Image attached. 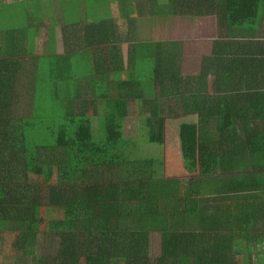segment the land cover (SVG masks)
<instances>
[{
	"label": "trees",
	"instance_id": "16d2710c",
	"mask_svg": "<svg viewBox=\"0 0 264 264\" xmlns=\"http://www.w3.org/2000/svg\"><path fill=\"white\" fill-rule=\"evenodd\" d=\"M134 1L149 15L163 11L158 0ZM113 2L123 28L111 5L107 17L79 5L90 20L64 18L61 55L54 24L38 55L40 18L0 26V236L15 235V264H238L256 245L264 254V58H211L183 78L176 45L132 42L130 0ZM166 11L213 17L218 39H256L264 23V0H168ZM132 102L149 144L164 119L198 115V152L214 155L217 174L150 199L154 161L135 159L125 134ZM40 233L57 245L39 261Z\"/></svg>",
	"mask_w": 264,
	"mask_h": 264
},
{
	"label": "rangeland",
	"instance_id": "374dc122",
	"mask_svg": "<svg viewBox=\"0 0 264 264\" xmlns=\"http://www.w3.org/2000/svg\"><path fill=\"white\" fill-rule=\"evenodd\" d=\"M0 26L8 24L12 20L15 26L23 25L27 19L30 21H38V16L42 17L45 11L49 13L55 11V7H60L62 0H53L54 7L49 0H0ZM113 0H71L63 1L62 9L70 17L73 15L75 6H80L88 9H98L99 14L103 17L108 16V12L103 9L111 5L113 18L119 20L120 27L123 28V17H119L122 11L117 9L116 3ZM168 0H158L163 11L160 15H149L145 13L142 2L130 0L126 9L128 18L134 19V39L132 42H161L165 48L171 47L173 42L176 45L177 54L181 57L180 74L183 78L198 77L201 73L202 66H205L206 60L211 58L221 57H243L249 54L264 56V23L260 26L259 36L261 39L255 41H239L229 39H218L216 23L213 17L192 19L187 16H179L173 11H166ZM57 3V4H56ZM140 5L138 7L137 5ZM80 5V6H79ZM138 10H142L143 14L138 15ZM31 16L32 18H18L23 16ZM46 14V13H45ZM13 18V19H9ZM72 19V18H71ZM70 20L67 18L66 22ZM90 18H82V21H88ZM54 24L55 47L57 54L61 55L64 52L65 45L63 43L64 18H41L37 23L39 28L36 31L37 37L35 41L36 55L44 54L47 50L46 41L48 39L49 27ZM64 24V25H65ZM101 29H97V32ZM126 36V34H123ZM90 40V39H88ZM129 43H121L118 45L122 52L124 61L128 56ZM139 58H146L144 52H139ZM121 76H123L121 74ZM212 80L209 78L208 82ZM47 97H40V101ZM174 104H171V109ZM140 109L135 102L130 103L129 115L125 124V134L133 140V156L135 159L148 158L154 161L152 170L157 171L152 176L150 181L149 195L152 197L170 196L178 193V179L190 177L193 175H203L207 170L210 174H214L215 164L214 155L205 156L198 152V116L183 115L164 119L162 136L152 143L145 140L144 135L140 136ZM169 154L168 161L165 159L166 154ZM208 156V155H206ZM167 166L165 167L164 163ZM158 166V167H157ZM161 168V169H160ZM215 174V175H216ZM31 178L37 180L35 172L30 173ZM52 178V177H51ZM166 178L167 180H162ZM181 191V190H180ZM180 193V192H179ZM10 232V230H8ZM5 233V228L0 230V234ZM14 233V232H12ZM37 241L34 245V257L38 260L52 252L54 246L57 245V240L48 239L47 235L38 234ZM154 243L159 241L157 235L151 237ZM15 243V235L6 233L5 238L0 236V264H15L17 254L22 251H16L13 244ZM244 251V248H242ZM257 250L260 252L259 246ZM255 247L251 250L250 255L242 253L236 258L238 264H253ZM158 255V245L153 244L152 256ZM259 258V257H258ZM40 261V260H39ZM260 264H264V257ZM182 264H187L183 260Z\"/></svg>",
	"mask_w": 264,
	"mask_h": 264
},
{
	"label": "crops",
	"instance_id": "0c3cea01",
	"mask_svg": "<svg viewBox=\"0 0 264 264\" xmlns=\"http://www.w3.org/2000/svg\"><path fill=\"white\" fill-rule=\"evenodd\" d=\"M53 0H49V2L52 4V6L54 7V4H53V2H52ZM55 1H57V0H55ZM63 1H70V0H62V2ZM80 1H82V0H80ZM62 2H61V5H60V7L57 5L56 7H55V11H53V12H50L49 13V10H48V12L47 11H45L44 13H43V15H42V17H40V16H38V18H83L82 16H83V9L82 8H77L78 9V12H74L73 13V15L70 17L69 15H66V13L64 12V10L62 9ZM3 3V2H2ZM57 4V3H56ZM116 5V4H115ZM117 6V5H116ZM117 9H118V7H117ZM46 13V14H45ZM127 15H128V13H127ZM138 15H140L139 13H138ZM119 17H123V12L121 13V15H118ZM24 18H32L31 16H27V14H26V16H24ZM114 18H115V16H114ZM123 18H126V17H123ZM117 22L119 23V20H117ZM37 28H39V26L37 25ZM38 29H36V31H37ZM259 33H260V30H259V32H258V35H256V39H253V40H246V39H241L242 41H246V42H248V41H255V40H259V39H261L260 38V36H259ZM241 40H239V41H241ZM247 57H256V58H264V56H261V55H259V56H255V55H251V54H249V55H247ZM212 86V82L211 81H209L208 82V92L210 93V94H212V91L210 90V87ZM198 116V115H197ZM132 147H133V143H132ZM168 156H169V154L167 153L166 154V156H165V159L168 161ZM142 159V158H141ZM164 165H165V167L167 166V164H166V162L164 163ZM161 169V168H160ZM157 173V172H156ZM201 177H203V175H193V176H190V177H186V178H182L183 180H181V179H178V177H176L175 176V178H176V181H177V187H178V193L176 194V195H170V196H160V197H152L151 195H149V198L150 199H152V200H166V199H171V198H175V197H177V195H179V186L181 185V186H185L184 188H182L181 190L182 191H185L186 189H187V186L188 185H190V184H187V185H183V184H186L187 183V180H190L191 178H201ZM152 179V178H151ZM162 180H167L166 178H162ZM151 181V180H150ZM206 196L207 195H202V196H199V200H203V199H205L206 198ZM182 206H183V204H177V207L178 208H182ZM241 247H246V245L244 244V245H241ZM257 250V245L255 246V251ZM242 253V252H241ZM241 253H240V255H241ZM240 255H238V256H240ZM237 256V257H238ZM236 257V258H237ZM259 257V258H258ZM263 257H264V254H260V252H258V250L256 251V252H254V260H253V262H258L259 263V260H260V262L263 260Z\"/></svg>",
	"mask_w": 264,
	"mask_h": 264
}]
</instances>
